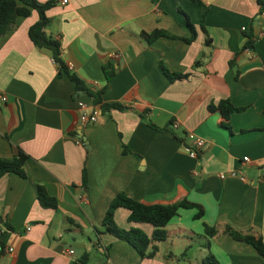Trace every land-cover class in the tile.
I'll list each match as a JSON object with an SVG mask.
<instances>
[{
    "label": "crops",
    "instance_id": "0c3cea01",
    "mask_svg": "<svg viewBox=\"0 0 264 264\" xmlns=\"http://www.w3.org/2000/svg\"><path fill=\"white\" fill-rule=\"evenodd\" d=\"M261 12L257 0H55L46 32L59 40L81 90L92 98L90 90L106 86L103 101L126 107L87 125L75 82L29 36L37 10L18 16L0 36V98H7L0 99V156L24 151L27 175L0 178V221L12 226L7 245L14 248L0 264H76L85 254L86 264H204L209 252L221 264H264L252 244L226 232L230 226L264 241ZM190 23L196 35L187 41ZM155 30L170 35L143 36ZM249 33L253 47H246ZM105 67L115 70L109 83ZM163 68L187 76L170 79ZM221 100L245 109L225 116L209 108ZM189 131L205 139L197 156L185 150ZM233 169L243 170L246 181L220 178ZM37 182L56 208L41 205ZM120 191L145 203L187 199L201 204L204 215L181 208L167 239L156 242V255L142 257L103 225ZM129 214L116 210L120 227L152 234L151 224L130 221ZM195 240L205 248L200 262L187 251Z\"/></svg>",
    "mask_w": 264,
    "mask_h": 264
},
{
    "label": "trees",
    "instance_id": "16d2710c",
    "mask_svg": "<svg viewBox=\"0 0 264 264\" xmlns=\"http://www.w3.org/2000/svg\"><path fill=\"white\" fill-rule=\"evenodd\" d=\"M257 2L263 11L264 0H257ZM54 3L55 0H47L45 2H42L41 0H0V36L14 27L18 16H29L32 9L37 10L39 17L29 28L30 38L37 47L50 51L54 60L59 65V74L67 72L71 80L75 82L76 92H78L84 87V83L75 73L68 70L66 64L62 60L61 44L59 40L48 35L46 32V28L50 23V18L46 11L52 7ZM190 26L192 29V36L186 38L187 41H190L196 35L194 25L190 23ZM161 35L170 34L163 30H155L150 33L143 32V36L148 41H152ZM248 38L249 40L247 41L246 47H253L252 35L250 33L248 34ZM163 69L170 79H180L187 76L186 74L170 72L166 68ZM105 71L107 82L109 83L115 75V70H108L107 67H105ZM105 89L106 86L100 89L90 90L94 105L100 106L103 112L110 111L111 109H126V107L119 102L107 103L103 101L102 93ZM209 108L212 110L219 108L225 116H228L232 112H239L245 109V107L234 106L229 100H221L218 104L211 103ZM27 157L28 155L21 149L18 154L13 157L0 156V178L9 172H16L21 176H26L25 161ZM85 178L84 172V181ZM37 191L41 205L52 208L58 206L57 200L47 193L45 187L40 182H37ZM119 207H125L130 211L128 217L130 221L151 224L154 227L152 234L149 236L140 228L125 229L120 227L115 220V212ZM181 208H197L198 211L194 215L195 218H201L204 215V208L201 204L187 199L167 204L145 203L134 199L124 191H120L110 201L103 218V225L107 232L120 239L128 241L142 257L153 258L159 250L156 242L167 239L168 232L166 227L172 218L179 214ZM12 229L13 228L10 224H6V230L0 232V259L5 254V248ZM205 232L212 236L215 234V228L205 225ZM226 232L235 239L243 240L252 244L264 258V241L261 237H256L250 233L239 232L230 226L226 227ZM206 247H209V242L206 243ZM88 259L89 255L85 254L79 262H76V264H86ZM203 263L221 264L212 252H209L204 257Z\"/></svg>",
    "mask_w": 264,
    "mask_h": 264
},
{
    "label": "built area",
    "instance_id": "2783aa9c",
    "mask_svg": "<svg viewBox=\"0 0 264 264\" xmlns=\"http://www.w3.org/2000/svg\"><path fill=\"white\" fill-rule=\"evenodd\" d=\"M63 2H67V0H62ZM261 14L264 16V10L261 12ZM243 30H247L246 26H242ZM71 67V66H70ZM2 101H5L7 98L6 96H1L0 98ZM78 104L80 106V108L82 109V112L80 113V121L82 125H87V124H91V123H96L98 122L100 113H101V108L100 106H94L92 109H88L89 108V104L78 100ZM172 126L174 128H177L179 126V122L178 121H174L172 123ZM187 137V143L185 144V150L191 155V156H197L199 151L202 149V147L205 144V139L197 134H195L192 131H189L186 134ZM79 142H82L81 139H79ZM249 161V157L245 156L244 157V162ZM228 176H232V177H238L243 181H246V176L245 173L243 172V170L240 169H233L229 172H222L220 174V178L221 179H225ZM31 227L28 226L27 230H30ZM6 230V227L4 226V224L0 221V232H3ZM14 250V248L12 246H6L5 248V252H12ZM69 253L72 254L74 253L73 249L69 250Z\"/></svg>",
    "mask_w": 264,
    "mask_h": 264
},
{
    "label": "rangeland",
    "instance_id": "374dc122",
    "mask_svg": "<svg viewBox=\"0 0 264 264\" xmlns=\"http://www.w3.org/2000/svg\"><path fill=\"white\" fill-rule=\"evenodd\" d=\"M191 243H192V245L187 248V251H188L189 255H192L193 257L198 258V261L200 262L202 259V255L205 252V248H204L203 244L199 241L195 240ZM184 253L181 256H186V254H184ZM181 260H183V259H181ZM181 260H178L177 263L183 264V262ZM193 264H197V263H193Z\"/></svg>",
    "mask_w": 264,
    "mask_h": 264
},
{
    "label": "water",
    "instance_id": "95a60500",
    "mask_svg": "<svg viewBox=\"0 0 264 264\" xmlns=\"http://www.w3.org/2000/svg\"><path fill=\"white\" fill-rule=\"evenodd\" d=\"M77 96H79V99H80L81 101H84V102H86V103H88V104H93V101H92L91 96H90L89 94H86L85 91H83V90H79V91L77 92ZM102 114H103V111H101V113H100V117H103ZM83 139H84V142H85L87 148H91V146L89 145V142H88L87 138L84 136Z\"/></svg>",
    "mask_w": 264,
    "mask_h": 264
}]
</instances>
